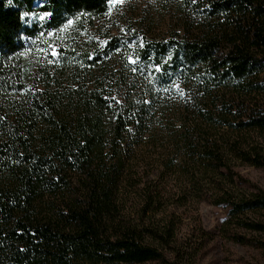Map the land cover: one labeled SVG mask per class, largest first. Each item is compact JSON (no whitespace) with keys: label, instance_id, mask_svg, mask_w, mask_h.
<instances>
[{"label":"trees","instance_id":"16d2710c","mask_svg":"<svg viewBox=\"0 0 264 264\" xmlns=\"http://www.w3.org/2000/svg\"><path fill=\"white\" fill-rule=\"evenodd\" d=\"M114 1L0 0V264L165 261L175 225L154 218L162 192L124 212L147 161L216 175L208 199L230 206L219 237L264 250V191L225 188L238 162L264 171V0H169L177 30L158 41L112 34ZM43 12L50 31L76 26L34 65L37 26L21 17Z\"/></svg>","mask_w":264,"mask_h":264},{"label":"rangeland","instance_id":"374dc122","mask_svg":"<svg viewBox=\"0 0 264 264\" xmlns=\"http://www.w3.org/2000/svg\"><path fill=\"white\" fill-rule=\"evenodd\" d=\"M171 6L169 0H117L112 3L104 24L112 27V34L122 31L128 37L127 28L131 27L140 37L144 35L151 40H169L174 37L179 22V17ZM39 15L41 14L32 13L24 16L29 26H37L36 35L28 40L25 51L26 59L34 65L57 58L60 49H65L76 26V19H70L73 21L72 25L65 22L59 29L50 31L47 18L40 21L37 19ZM101 22L102 20L97 21L96 26L100 27ZM49 32L54 35L49 36ZM53 47L57 51L55 57L50 51ZM151 156L155 158L154 155ZM141 169L146 173L141 177L142 184L137 188L129 187L123 192L124 212H140L146 192L160 190L163 205L154 218L159 221L166 218L175 225V238L171 248L165 249V261L146 264H264V250L219 237L230 206L215 205L208 199L216 195L224 185L216 175L194 181L183 168L162 174L164 169L151 161L137 167V170ZM233 172L231 177L234 183L225 188L236 196L264 191L262 169L238 162L233 165ZM237 175L245 181H240ZM143 188H147V191H141ZM262 215L261 218L264 219V211ZM256 238L264 240L261 235H256ZM154 245L160 247L157 241Z\"/></svg>","mask_w":264,"mask_h":264},{"label":"snow or ice","instance_id":"6c2138e0","mask_svg":"<svg viewBox=\"0 0 264 264\" xmlns=\"http://www.w3.org/2000/svg\"><path fill=\"white\" fill-rule=\"evenodd\" d=\"M26 15H27V13L23 14L21 18L23 19V17L26 16ZM49 15H50V13H48V12H43L41 15H39V16L37 17V19H39L40 21H43V20H45ZM72 24H73V21H72V20H68V21H67V25H72ZM48 35H49V36H53L54 33L49 32ZM50 51H51V55H52L53 57H55V56L57 55V51H56V49H55L54 47H53L52 49H50ZM157 71H159V67H157Z\"/></svg>","mask_w":264,"mask_h":264},{"label":"clouds","instance_id":"9594fccd","mask_svg":"<svg viewBox=\"0 0 264 264\" xmlns=\"http://www.w3.org/2000/svg\"><path fill=\"white\" fill-rule=\"evenodd\" d=\"M6 3H7L8 5H11V4H12V0H6Z\"/></svg>","mask_w":264,"mask_h":264}]
</instances>
